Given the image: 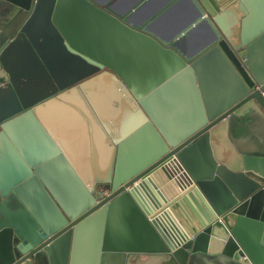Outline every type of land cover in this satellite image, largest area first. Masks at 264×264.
Segmentation results:
<instances>
[{
  "label": "water",
  "instance_id": "water-1",
  "mask_svg": "<svg viewBox=\"0 0 264 264\" xmlns=\"http://www.w3.org/2000/svg\"><path fill=\"white\" fill-rule=\"evenodd\" d=\"M3 1L17 13L0 32V59L32 55L51 8V27L80 61L33 77L26 101L53 80L98 72L0 120V264H264V157L230 137L231 118L247 115L264 136V0H185L195 19L169 38L149 30L153 18L136 23L153 0ZM200 24L210 44L179 53ZM19 32L23 47L7 56ZM8 80L0 70V87ZM95 91L124 127L107 128ZM48 105L70 115L64 144L35 120ZM65 148L85 151L62 158Z\"/></svg>",
  "mask_w": 264,
  "mask_h": 264
},
{
  "label": "rangeland",
  "instance_id": "rangeland-1",
  "mask_svg": "<svg viewBox=\"0 0 264 264\" xmlns=\"http://www.w3.org/2000/svg\"><path fill=\"white\" fill-rule=\"evenodd\" d=\"M50 11L51 8H49L47 17L42 22V25H38L36 28L34 35L36 41L34 42V46H29L34 50L32 55H30L29 50H27L25 53L21 52L19 63H17L18 60H9L8 57L5 60L0 59V70H3L9 79L8 83H5L0 87V120L13 117L26 106L32 105L46 97H51L56 93L80 83L81 81L95 75L98 72L97 70L91 69L85 72L72 74V76H67L68 79L66 80H53L50 88L43 94V96L32 99L31 101L25 100L23 91L25 86L27 87L28 85H33L36 83L35 79H39L40 75L46 79L57 77V73L63 72L65 70V65L76 61L74 59L76 58L75 56L66 53L61 43V38L51 27L48 20ZM10 16V12L0 16V32L10 23L11 19L13 18ZM22 39H24V35L23 33L19 32L17 38L14 39V44L9 47L7 56H10L13 51L18 53V48H20V46L23 47ZM53 50L57 52V55L61 58V60H57L55 56L51 55L50 52ZM29 60L34 61L37 69L41 70L36 76H33L32 73L27 72V70H29L31 67ZM230 126V137L239 151L250 154L264 153V136L261 134L260 129L254 126L249 115L245 117L243 116L241 118L232 117Z\"/></svg>",
  "mask_w": 264,
  "mask_h": 264
},
{
  "label": "crops",
  "instance_id": "crops-1",
  "mask_svg": "<svg viewBox=\"0 0 264 264\" xmlns=\"http://www.w3.org/2000/svg\"><path fill=\"white\" fill-rule=\"evenodd\" d=\"M116 1H122L128 4L131 0H116ZM170 1L171 0H153L147 7L141 9L139 14L137 15L136 23L153 18L152 24L149 25V30L161 38H169L172 35L177 34L178 32H182L184 28H186L189 24H191L194 21L195 11L191 7V5L185 0H181L174 7L165 11V9L167 8V4H169ZM9 12L11 13L10 17L12 18L15 15V13H17V9L12 5L8 4L7 2L0 0V16H2L3 14H7ZM211 39H212L211 33L205 25L200 24V25L192 26L189 30H187L185 36L184 37L182 36L179 39L177 48L179 50V53L185 56L194 55L205 49L210 44ZM101 94L102 92L95 91V95H96L95 109L97 110V113L100 112L102 116L104 115V117L106 114L111 115V121L105 122L107 128L118 129L124 127V125L127 124V121H125V119L123 118L112 116L113 110L115 109L112 105L105 106V102L98 96ZM82 96L84 95L82 94ZM100 100H101V104L99 103ZM115 112L117 115H119L118 111L115 110ZM68 116L70 115L69 113H67V110H65L64 106L48 105L47 107L40 109L37 112V114H35L34 117L35 120L41 124L45 133L52 139L54 144H64L62 142L64 141L62 137H64L65 122L67 121ZM41 118L46 120V124L51 128L50 130L43 125ZM95 125L98 127L99 125L98 121L97 124L95 123ZM102 128L103 126H101V129ZM50 131L52 132V134L49 133ZM73 149L67 150L65 148L64 151H66V153L68 151V153L65 156L62 155V158L65 157L69 159L82 158L81 156L76 154H80L85 150H73ZM87 151L91 153V155L88 157L95 159V155H93L94 150L89 149ZM59 154L60 151L58 152L56 157H59ZM250 155L264 157V153L250 154ZM50 158L51 157L46 156V158L43 159H50Z\"/></svg>",
  "mask_w": 264,
  "mask_h": 264
},
{
  "label": "built area",
  "instance_id": "built-area-1",
  "mask_svg": "<svg viewBox=\"0 0 264 264\" xmlns=\"http://www.w3.org/2000/svg\"><path fill=\"white\" fill-rule=\"evenodd\" d=\"M170 159L173 160V159H176V158H175V156H172ZM168 161H169V160H168ZM152 173H155V172L153 171V172H151V174H152ZM125 190H128V188H125ZM103 195H104V196H108V195H109V191H108L107 189H105V190L103 191Z\"/></svg>",
  "mask_w": 264,
  "mask_h": 264
},
{
  "label": "flooded vegetation",
  "instance_id": "flooded-vegetation-1",
  "mask_svg": "<svg viewBox=\"0 0 264 264\" xmlns=\"http://www.w3.org/2000/svg\"><path fill=\"white\" fill-rule=\"evenodd\" d=\"M76 60V62H80L78 59L74 58Z\"/></svg>",
  "mask_w": 264,
  "mask_h": 264
}]
</instances>
